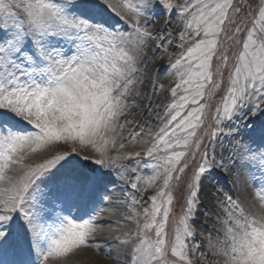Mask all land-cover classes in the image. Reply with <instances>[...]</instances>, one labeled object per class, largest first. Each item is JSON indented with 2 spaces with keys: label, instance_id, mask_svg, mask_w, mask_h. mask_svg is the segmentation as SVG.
<instances>
[{
  "label": "snow or ice",
  "instance_id": "snow-or-ice-1",
  "mask_svg": "<svg viewBox=\"0 0 264 264\" xmlns=\"http://www.w3.org/2000/svg\"><path fill=\"white\" fill-rule=\"evenodd\" d=\"M242 13L235 0H0V264H86L105 223L109 264H264V3ZM227 41L241 46L231 64ZM165 57L153 70L174 78L172 100L153 132L136 111ZM242 172L254 185L259 173V210L213 183ZM206 181L219 227L205 236L193 221Z\"/></svg>",
  "mask_w": 264,
  "mask_h": 264
},
{
  "label": "rangeland",
  "instance_id": "rangeland-1",
  "mask_svg": "<svg viewBox=\"0 0 264 264\" xmlns=\"http://www.w3.org/2000/svg\"><path fill=\"white\" fill-rule=\"evenodd\" d=\"M235 2L237 4H243L245 7V13H242V15L244 14H250L252 11L255 10L256 6L264 3V0H235ZM157 20H159V18H157ZM169 31H174V32H178L180 30V28H182V24L179 21V18L176 15H173L171 17V23L167 26ZM231 33V30L229 31V34ZM243 36V34H241V37ZM241 37H238L241 38ZM225 47L226 48H230L229 51V57H230V64H231V59L233 58L234 54L239 52L240 50V45H233L231 41H227L225 43ZM169 51L173 54H178V52L180 51L179 49H169ZM156 54L161 55V53L158 51ZM167 62V57H165V61H155L153 64V69L154 67H159L160 63H166ZM151 65H149L150 68ZM146 69L145 70V76H151L152 74L150 72V70ZM156 74L159 75V77L165 78V76L169 77V84H162L161 82L157 81L156 78L152 79L153 81H155L156 83V87H153L152 83H147V86L145 88V91L147 94H149V99H151V97L157 96L159 94L164 96L163 101L160 102L159 108L154 107L155 101L153 102L152 100H150V107H146V108H140L136 111V115H139L141 117V123H145L148 122L149 124L153 125L152 127V131L155 132L156 131V127L160 124V121L156 119L157 114L159 115H163L164 111L166 110V106L168 104L171 103L172 97H171V93L169 91V89L171 87L174 86V78L169 76L168 74H166L165 71L161 70L160 72H156ZM224 82L225 85L227 84V71H225V76H224ZM159 85H163V88L159 87ZM220 96L217 95L215 98L211 99L209 101V106L208 109L206 110L205 113V128L204 131H206L208 129V127L210 125H212L213 123V117L215 116V105L216 103L219 101ZM142 103V102H141ZM143 105L147 106L149 104V100L147 99V102H143ZM144 109V111H142ZM209 145V141L207 138L204 139V146H208ZM145 147V145L143 144H139V145H131L129 150H134V151H142V149ZM203 150V148H202ZM220 149L217 148V151H219ZM225 155H227V153H225ZM140 159V165L137 166V175H139L141 178H147L148 176L153 174V170L151 169V167H146L145 165H150L152 163H154V161L148 160V158L146 156L141 155ZM197 160H199V156H197ZM35 162H40V158H37ZM127 163V161H125ZM134 165V162H133ZM135 166V165H134ZM189 176L191 175V173L189 172L188 174ZM260 177H259V173H257V181L256 184L254 185L252 183L253 186V190L256 186L259 185L260 182ZM231 180L230 178H228L227 176H223V175H215L214 174V180L213 183H217V187H223V189L225 191H229L231 192L233 190L232 186L231 188L229 187L227 181ZM206 183H208L207 181L204 183L203 187H204V195H202L201 200H202V205L199 209V211L197 212L196 218L193 221V227H195L197 229L198 232H203L206 235L209 234L210 229L212 228H216L219 227V225L216 224L215 222V218L219 215L217 209L214 207V202L209 199L208 197L211 196V194L213 193L214 189L210 188L208 185H206ZM208 187V188H207ZM186 190V186L183 185V183L181 184L180 188H178L175 192V201H174V207H173V216L170 218L169 221V225H168V231H169V236L171 237L172 234V220L176 217L179 216L180 211H181V207L183 205V199H182V195L184 194ZM153 194L152 190L149 191H145L143 187H141L139 189V195L137 196V198L139 199L141 196L147 197V196H151ZM117 196H120V192L119 190H117L116 193ZM241 200L244 201V206L248 208V203L247 200L245 198H243V196L240 195ZM143 203V201H142ZM145 206H147V204H145ZM108 207V206H105ZM123 214V210H121ZM118 219L117 216H107L106 220H116ZM128 226V228L132 227V225L130 224H122V226ZM121 226V227H122ZM211 235L213 236V238L217 237V234L215 232H212ZM196 239L198 241H203V237L201 236H197ZM206 247V244H205ZM102 252V251H100Z\"/></svg>",
  "mask_w": 264,
  "mask_h": 264
},
{
  "label": "bare ground",
  "instance_id": "bare-ground-1",
  "mask_svg": "<svg viewBox=\"0 0 264 264\" xmlns=\"http://www.w3.org/2000/svg\"><path fill=\"white\" fill-rule=\"evenodd\" d=\"M158 23L163 24L164 21L163 20H157ZM157 58L160 56L159 54H156ZM177 54H173V57H175ZM159 61V59L156 60V62ZM151 74H152V79L156 78L157 81L161 82L162 84H169V77L165 76V78L159 77L158 74H156V72L153 70V65L150 66L149 68ZM143 79V77H141ZM147 86V83L144 84L141 87V91L144 93V96L141 98L140 101H138V103H143V102H147L148 100H152L153 102L155 101L154 107H156L157 105H160V102L163 101L164 96L159 94L157 96H152L151 99H149V94L146 93L145 88ZM144 111V109L142 110ZM137 114V113H136ZM139 116V115H137ZM228 178H230L231 180H234V177L230 174L227 176ZM240 181L241 183L239 185H236L235 183L232 185L233 190H235L237 192V194L243 196V198H245L247 200L248 203V208L250 210H259V204L255 203L252 201L250 194L252 193L253 190V186H252V181L249 179V177L247 175H245L243 172L241 173L240 176ZM206 185H208V183H206ZM208 188V187H207ZM110 211H116L117 212V217H119L122 213V209H112L109 208ZM105 229H113L112 232H108L105 231L104 233L101 234L100 236V242L103 245V250L102 252H95L92 250H89L87 257H86V264H109V257L107 256L108 251L110 250V246L108 243H106L107 241H110L112 239V237L114 235L117 234L116 232V224H108L105 223L104 225ZM128 226H122L121 230H125L127 229ZM113 255H115V253H113Z\"/></svg>",
  "mask_w": 264,
  "mask_h": 264
}]
</instances>
